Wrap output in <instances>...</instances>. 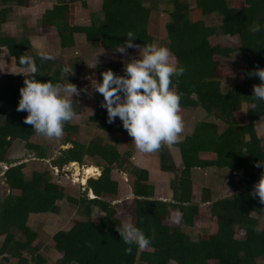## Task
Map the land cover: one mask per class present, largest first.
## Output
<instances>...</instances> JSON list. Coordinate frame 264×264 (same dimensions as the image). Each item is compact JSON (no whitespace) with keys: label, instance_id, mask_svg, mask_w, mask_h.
Returning <instances> with one entry per match:
<instances>
[{"label":"trees","instance_id":"1","mask_svg":"<svg viewBox=\"0 0 264 264\" xmlns=\"http://www.w3.org/2000/svg\"><path fill=\"white\" fill-rule=\"evenodd\" d=\"M86 1L56 0L38 17V29L41 32L54 29L64 49L75 47L76 36L80 35L86 43L114 54L115 47L124 43L129 31L136 35L134 43L140 46L153 42L148 20L162 2L165 7L161 10L167 17L164 44L175 62L185 69L182 76L174 78L178 79L175 86L181 95L180 106L198 107L205 116L195 123L190 135L173 145L178 151L179 166L174 165L166 147L155 152L160 171L170 177L171 201L151 199L152 185L144 169L134 168L129 172L134 196L129 219L150 239L154 237L147 249L133 245L130 254L125 252L127 245L116 231L122 222L115 217L113 205L103 199L116 195L117 183L110 178V172L113 167H123L129 152L121 154L117 150L118 141L112 137L110 142L97 137L85 144L72 141L70 132L75 127L69 122L65 124L62 145L69 147L59 151L53 166L80 164L86 156L95 160V166L102 171L98 178L87 179L85 193L78 201L69 199L79 203L78 212L87 219L75 220L67 231L53 235V247L61 255L58 264H264V226L259 227L264 204L250 195L264 173V168L256 167L257 162H264V137L256 135L254 127V122L264 117V102L256 101L257 108H250L253 85L261 83L251 73L264 68V0H192V6L188 0H101L102 16L93 14L88 24H71L70 15L76 5L85 7ZM29 2L0 0V48L22 69L28 67L20 64V57L28 56L31 50L26 29L22 36L16 37L1 27L14 7H28ZM210 15L217 16L216 24H205L204 19ZM257 25L261 31L254 33L252 29ZM213 34L235 37L236 48L210 45L208 37ZM235 49L240 56V71L235 73L237 78L228 88L221 89L224 73L217 69L213 56L226 57ZM32 58L38 69L35 78L41 81L64 83L63 68L72 66L76 70L77 67L73 59L64 63L41 60L37 54ZM128 60L120 58L118 65L98 66V71L100 75L105 70L118 74ZM29 78L28 74L0 75V163L9 162L7 152L16 141L36 158H45V149L32 142L33 136L39 135L24 123L27 113L17 111L19 89L24 79ZM91 97L99 99L89 118L96 128L108 134L119 129L125 131L119 118L115 123L107 122V111L100 106L102 95L92 93ZM127 138L131 142L128 134ZM203 153L213 158L203 159L199 156ZM212 166L227 170L237 179L229 181L232 194L224 199L212 201L209 190H201L199 202L208 203L210 230L203 229L192 239L185 232L195 225L198 214L197 203L192 202L191 170ZM24 167L25 163H19L2 175L9 192L0 200V264L8 261L2 257L5 254L16 259V264L43 261L38 255L42 244L38 241L39 234L28 220L30 216L56 213L55 202L64 198L63 188L50 182L48 171H32L27 178ZM91 168L94 173L95 167ZM88 190L95 198H87ZM94 208L103 212L98 222L90 220ZM170 214H179L173 225L167 223ZM202 227L207 228L206 223ZM236 231L241 235L239 239L233 236Z\"/></svg>","mask_w":264,"mask_h":264},{"label":"rangeland","instance_id":"2","mask_svg":"<svg viewBox=\"0 0 264 264\" xmlns=\"http://www.w3.org/2000/svg\"><path fill=\"white\" fill-rule=\"evenodd\" d=\"M56 0H30L28 7H14L9 15V19L5 24L2 25L1 29L13 36L20 37L23 35V30L26 29L30 41L31 50L28 53L29 57L36 55L38 52V45L43 44V50L48 52L54 60L59 62H67L73 59V64L77 67L76 70H72V74L66 80L76 85L80 90V95L75 94L72 97V105L75 110V117L71 122V126L75 127L70 132V138L72 141L78 143H88L94 138H99L103 142H110L111 137L116 138L118 141L117 150L122 154L129 152L126 163L123 167H113L110 172V178L117 183V192L114 196H106L103 199L109 201L115 210V217L121 222H131V181L129 172L134 168L146 169L148 172V179L152 182L154 190V198L170 201L171 200V189L169 188L168 182L170 178L164 173L159 171V162L156 153H140L135 149L133 142L127 138V133L122 130H118L115 134H108L102 130L96 128L95 124L89 119L95 110L96 102L99 99L91 97L92 93H98L95 91L92 85L95 81L99 82L100 72L98 66H104L107 64L118 65L120 58L131 59L133 57L139 58L138 49L129 48L127 49L126 55H121L117 52L114 54L105 53V51L98 45L92 46L84 41L83 36H76V44L73 48H61L59 37L54 29L45 30L41 32L38 29V17L46 10L50 9ZM189 5L192 6V0H188ZM86 6L77 4L74 13L70 15V22L73 25L88 24L91 16L97 14L102 16L100 11L101 0H87ZM165 5L162 2L157 4V10L150 13L148 20V30L152 36V44L158 46H165L164 44V23L167 19L165 14L162 12V8ZM169 8V5H166ZM205 24H216L218 22L217 16H208L204 19ZM79 37V38H78ZM210 45H220L223 47L236 48L237 40L235 37L228 35H210L208 37ZM166 47V46H165ZM171 59L175 62L174 58L170 54ZM213 59L217 61V69L224 73L223 78L220 80L221 89L228 88L235 80V73L240 71V56L237 50H232L226 57L214 55ZM75 61V62H74ZM97 61V63H96ZM96 65L95 67H90ZM124 66L120 67V71L117 75H124ZM230 71V72H227ZM22 72L28 74L30 68L20 69L14 65L13 59L8 56L7 51L4 48H0V75L11 74L20 75ZM240 75V74H239ZM64 81V84L67 81ZM95 80V81H94ZM195 111V113H194ZM205 113L198 107H180V115L187 122L193 124L197 120L204 118ZM191 116L192 118H189ZM255 133L258 136L264 137V117L254 122ZM191 126L186 122L184 123V132L182 136L187 135L190 132ZM66 131H64V134ZM181 136V139H182ZM246 136V135H245ZM64 137V135H63ZM47 140L44 137L33 136L32 142L41 145L45 149V158L38 159L33 152L24 149L23 144L14 142L13 146L7 152L8 163H0V200L3 198L5 193H8V187L3 183V173L11 166L19 163H25L23 168L24 175L30 177L32 171L46 170L50 175V182L55 183L63 188L64 198L56 203V213H45L37 216H30L28 224L33 230H37L39 234L38 241L41 242V248L39 249L38 255L43 259L39 264H58L61 255L54 249L53 235L59 231H67L75 220H86L78 209H80L79 203L70 201L69 199L78 201L80 196L85 193L87 186V179L93 177L94 179L100 176L101 170L95 166V160L84 156L83 161L79 163H68L65 166L58 167L53 166L52 161L59 155L60 150L67 149L68 145H62V140ZM246 139V137H244ZM170 151L172 161L176 166L180 165L177 148L174 146L167 147ZM203 159L212 157L211 154H200ZM213 158V157H212ZM211 158V159H212ZM88 166L95 167V175L93 169L89 168L86 172L84 168ZM191 189H192V202L197 203L198 214L194 219V226L191 229H186L185 232L189 233L193 239L195 235L200 234L202 231L209 229L208 221V203H200L201 190L208 189L210 192V199L212 201L218 199H224L232 194L229 186L230 180H236L237 177L230 174L225 169H218L217 167H210L205 170L194 169L191 170ZM85 183V184H84ZM88 197H92L90 191H87ZM114 201H121L120 203H113ZM126 208V210H125ZM255 216V215H254ZM103 217V212L98 208H94L93 214L90 218L93 222H98ZM95 218V219H94ZM179 218V214H170L168 220L169 225H173ZM207 225V228H203L202 224ZM264 226V215L259 219V227ZM183 229V227H182ZM204 229V230H203ZM234 238L239 239L240 233L234 232ZM1 241V238H0ZM149 250V249H148ZM3 257H8L5 254ZM16 263V259L10 258L8 264ZM36 264V263H34ZM169 264H174L169 262Z\"/></svg>","mask_w":264,"mask_h":264},{"label":"clouds","instance_id":"3","mask_svg":"<svg viewBox=\"0 0 264 264\" xmlns=\"http://www.w3.org/2000/svg\"><path fill=\"white\" fill-rule=\"evenodd\" d=\"M252 31L260 32L261 26H255ZM125 36L127 39L115 47V52L123 56L127 54V49L135 48L138 49L139 58L133 57L124 63V75H117L111 70L103 71L102 79L99 82L94 80L92 86L103 97L100 106L107 111V122L112 124L119 118L138 152L155 153L165 146L171 147L181 142L184 122L180 115L181 95L175 86L178 79L174 78L182 76L185 69L171 59L167 47L152 43L140 46L134 43L136 35L131 31ZM43 47V44L38 45V57L41 60L53 59ZM19 62L30 68V78L24 79L23 87L19 89L17 111L27 113L24 123L30 125L37 135L47 140H61L65 124L76 115L72 97L74 94L80 95L76 85L66 80L72 74V66L63 68L64 79L67 81L64 84L36 79L38 69L32 57L21 56ZM17 73L24 75L22 72ZM251 75L258 76L261 81L253 85L250 108L255 110L256 101L264 102V68H257ZM256 167L264 168V162H257ZM250 195L258 197L264 204V173L254 184ZM86 196L88 199L95 198L93 194L90 198L87 193ZM128 198L131 199V194ZM116 231L127 245L125 252L128 254L132 252L133 245L145 250L151 245V239H154L127 221L117 227Z\"/></svg>","mask_w":264,"mask_h":264},{"label":"crops","instance_id":"4","mask_svg":"<svg viewBox=\"0 0 264 264\" xmlns=\"http://www.w3.org/2000/svg\"><path fill=\"white\" fill-rule=\"evenodd\" d=\"M114 53H115V52H114ZM20 69H22V68H20ZM194 113H195V111H194ZM189 118H192V117L189 116ZM182 119H183V118H182ZM201 120H202V118H201ZM187 121H188V120H186V119L184 120V119H183V122H184V123L186 122L189 126H191V128H190V132H189L187 135L182 136L181 141H182L186 136H188V135L191 134V130H192L193 126L195 125L196 122H198V121H200V120H197V121H196L195 123H193V124H191V123H189V122H187ZM15 143L18 144L17 141H16ZM13 144H14V142H13ZM13 144H12V146H13ZM12 146H11V148H12ZM11 148H10V149H11ZM168 152L170 153V151H168ZM170 154H171V153H170ZM203 154H204V153H203ZM206 154H207V153H206ZM207 155H210V154H207ZM171 160H172V159H171ZM172 162H173V161H172ZM173 163H174V162H173ZM174 165H175V164H174ZM175 166H176V165H175ZM176 167H177V166H176ZM145 171H146V169H145ZM159 171H160V170H159ZM146 172H147V171H146ZM160 173H162V174L164 173L165 175H167L165 172H162V171H161ZM147 176H148V172H147ZM129 177H130V176H129ZM113 181H114V180H113ZM147 181L150 182V183L152 184V182L148 179V177H147ZM131 182H132V181H131ZM130 189H131V187H130ZM153 192H154V190H153V187H152V198H151L152 200H157V201H161V202L166 201V200H161V199H156V198H154V193H153ZM130 193H131L132 197H134L133 194H132V190H131ZM171 199H172V191H171ZM140 200H141V199H140ZM170 201H171V200H170ZM202 225H203V224H202ZM3 256H4V255H3ZM3 256H2V257H3ZM0 258H1V257H0ZM6 258L8 259V261L5 262L4 264H8V262L10 261V258H11V257H10V258L6 257ZM12 259H13V258H12ZM14 264H16V263H14Z\"/></svg>","mask_w":264,"mask_h":264},{"label":"bare ground","instance_id":"5","mask_svg":"<svg viewBox=\"0 0 264 264\" xmlns=\"http://www.w3.org/2000/svg\"><path fill=\"white\" fill-rule=\"evenodd\" d=\"M91 167H93V166H91ZM91 167H89V168H91ZM89 168H84V170L87 172ZM90 175H95V173L90 174ZM90 175L88 174L87 177L90 176Z\"/></svg>","mask_w":264,"mask_h":264},{"label":"water","instance_id":"6","mask_svg":"<svg viewBox=\"0 0 264 264\" xmlns=\"http://www.w3.org/2000/svg\"><path fill=\"white\" fill-rule=\"evenodd\" d=\"M99 169H100V170H102V168H101V167H99Z\"/></svg>","mask_w":264,"mask_h":264}]
</instances>
